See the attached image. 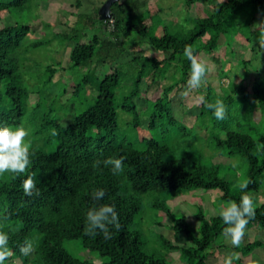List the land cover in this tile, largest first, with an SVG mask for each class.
Returning <instances> with one entry per match:
<instances>
[{
    "label": "trees",
    "instance_id": "obj_1",
    "mask_svg": "<svg viewBox=\"0 0 264 264\" xmlns=\"http://www.w3.org/2000/svg\"><path fill=\"white\" fill-rule=\"evenodd\" d=\"M182 1L187 13L184 22L171 17L159 34H156V27L162 24L158 20L161 9L154 0L115 2L110 18L114 21V29L110 28V19H99L98 7L92 14L95 18L84 15L82 21L86 26L81 28V21L78 25L80 32L75 29L77 31L72 30L71 34L57 33L62 43L72 44L75 39L69 54L71 69L89 68L88 73L71 86L73 111L67 125L58 122L57 110L60 108L54 109L57 102L54 96V99L47 96L50 103L46 107L48 98L39 93L38 102L31 106L33 91L29 90L11 57L22 47L31 27L17 22L0 28V126H27L32 121L36 127L35 136L28 141L30 164L25 171L0 175V231L9 234L12 251L7 263L18 258L22 264H95L90 259L74 258L63 246L66 240H78L84 250L103 259L102 264H167L165 256L156 258L141 250L145 236L133 228L135 215L140 211V196L154 193L162 195L163 200L154 203L153 207L161 209L171 220L175 234V243L162 239L167 253L179 251L180 258L187 264H208L212 249L216 248L215 242L227 226L219 215L207 218L202 205L197 206L200 212L195 215L199 223L196 230L184 215L176 216L168 206L169 198L175 194H191L195 190L218 189L220 200L239 203L242 194L251 196V192H258L264 174V156L257 159L255 143L264 142V71L249 70V60L235 51L232 43L241 48L250 47L252 51L259 46L257 37L264 30V0H210V3L206 2L209 6L213 4L209 10L202 0ZM23 2L25 0H13L8 6L19 8ZM77 4L80 6L79 1ZM4 8V2H0V11ZM133 35L139 37L132 39ZM87 38L89 41L86 42ZM222 41L230 57L231 54L238 56L245 72L242 77L228 80V94L219 97L209 83L208 65L210 60L220 64L232 61V58L214 56ZM143 43L168 54V57L136 54L129 59L127 66L134 65L137 70L132 75V88L124 96L121 106L123 111L132 115L131 127H139L141 115L137 102L145 96L146 90L151 89L153 96L148 99L144 113L149 114L146 127L151 132L159 128L186 132V125L175 116L171 94H175L178 88L182 91L188 87L190 61L184 57L183 51L186 46L191 47L193 54L207 68L203 81L207 92L197 115L206 129L207 146L217 152L224 151L228 157L238 154L246 162L247 188L243 193L239 186L233 187L232 182L218 175L219 165L206 162L200 153L190 151L172 160L165 156L171 153L169 147L155 139L143 138L142 144L135 146L117 138L116 90L123 77L121 65L117 62L127 49L140 48ZM45 44L46 41H39L33 46ZM107 64L114 65L104 76H99ZM59 66L62 70L61 64ZM172 69V83L163 86ZM59 70L55 66L47 67L44 85H50ZM92 86H96V92L89 97L88 88ZM66 93L68 91L54 95L57 99ZM86 95L89 99L94 98L86 109L74 115L76 105L79 106L81 98ZM216 99L222 100L226 107L223 120H216L212 110L205 107L206 103ZM160 124L163 126L159 127ZM44 134L50 136L45 139ZM51 145H55V149L47 152L44 147L50 149ZM108 158H123L122 170L113 174L111 166L104 164ZM28 177L33 179L38 194L24 195L22 183ZM96 189L105 191L100 201L91 198ZM200 203H205L204 199ZM105 204L115 205L120 227L108 226L110 239H105L99 230L96 235H86V213ZM255 226L264 229V202L255 205V216L245 228ZM181 234L192 245L187 242L181 245ZM25 240L32 241L35 246L30 257L19 252ZM263 246L262 241H254L234 247L233 256L236 254V257L233 262L241 253L246 256ZM238 261L242 263L241 259Z\"/></svg>",
    "mask_w": 264,
    "mask_h": 264
},
{
    "label": "rangeland",
    "instance_id": "obj_2",
    "mask_svg": "<svg viewBox=\"0 0 264 264\" xmlns=\"http://www.w3.org/2000/svg\"><path fill=\"white\" fill-rule=\"evenodd\" d=\"M78 1L80 6L77 4ZM105 1L106 0H25L19 8H15L13 6H8V3H13V0H0V2H4L5 4V8L0 11V28L7 25H15L17 22L20 25L24 24L31 27L22 47L11 56L19 67L22 74L21 76L26 81L29 90L31 88L33 91V93H31L30 104L32 107L36 105L39 100V93L44 94V97L48 98L46 107H49L50 103L49 97L47 96L52 97V99L55 97L54 100L57 102L54 109H57V107L60 108L57 110L59 116L58 122L62 125H67L72 118L73 101L70 95L71 86H73L84 74L88 73L89 68L81 67L80 69V67H78L71 69L69 54L72 47L71 45H74L75 39L71 42L72 44L62 43L57 33L65 32L71 34L72 30L75 32L77 31L75 29H78L80 32V26L78 27V25L82 19H84V15L90 14V18H95V14L92 15L94 13V7L92 8L91 4L93 3L96 9L101 7ZM208 1L210 0H202V4L209 10L213 4L209 6L208 3L210 2ZM214 1L215 0H213V2ZM154 2V4H158L159 9H161L160 19L158 20L159 24L162 23L157 25L156 34H159L164 25L169 24L167 23L168 21H163L164 18L168 16L169 10H166V8L168 9L169 6L172 5V10L179 13L177 18H179L181 22H184V19L187 17L186 10L182 6V0H174L172 4H170L168 0H154ZM90 8H92V10ZM168 17L170 18V16ZM80 25L81 28L86 26L83 21ZM88 32L91 31L88 30ZM107 37L109 36L107 35ZM131 37L134 39L139 36L133 35ZM39 41H46L47 44L34 47L33 44ZM85 41H89V38L85 39ZM224 44V41L220 42L214 56L220 59L224 57L229 59L232 58V61H229V64H220L219 62L217 63L214 60H210L208 65V72L210 73L209 83L219 97L228 94V80H233V77L236 76L242 77L245 72L242 62L238 61V56L236 54H231L232 57H230V52L226 50ZM232 45L234 50H238V53H240L245 60H249V70L252 69L254 72L264 71V50L259 46L252 51L250 47L241 48L237 43H232ZM127 46L130 47V43H128ZM138 48H129L122 56L119 54L120 56L117 62L120 63L121 72L123 73L122 84L116 90V106L118 111L117 138L132 143L135 146H140L143 138L155 139L161 144L169 147L171 153L165 156L172 160L190 151H194L196 154L200 153L203 155L206 162H214L215 165L220 166L218 175L232 182L233 187H237L240 183L246 182L247 164L240 155L234 154L228 157L224 151L217 152L209 147L211 151H214L213 153L207 146L209 142L206 141V129L202 126V123L199 122L197 117L199 114V106L207 92L206 85L203 82L200 88L192 89L188 86L182 91L178 88L175 94L174 92L171 94V96L174 97L175 116L181 121V124L186 125V132L181 133L175 130L167 131L164 128H159L157 131L151 132V130L146 127L149 114L145 115L144 113H146L148 99L153 96V90L151 89L146 90L145 93L142 92L145 95V99L143 97L137 102L138 111L141 115L139 127L136 129L131 127L132 115L123 111L121 106L124 96L127 95L132 88L134 79L132 75L135 74L137 70L134 65L127 66V63L130 61L129 59L136 54L160 58L168 57V54L156 50L151 45L143 44L139 49ZM59 64H61L62 70H59ZM113 65L107 64L101 70L100 75L98 74V70H95V74L102 77L105 73L110 71ZM49 66L58 67L59 71L55 74L53 82L46 86L44 85V81H46V68ZM173 71L174 69L168 72L167 78L163 81V86L172 83L171 77ZM130 72L132 74H130ZM221 76L225 77L223 78ZM63 91H68V93L56 99L57 95L54 94H61ZM88 92L89 97H91L93 92H96V86L89 87ZM89 97L86 95L81 98V103L79 102L80 105H76L73 113L74 115L79 114L87 108L88 103L94 98L89 99ZM43 102L45 103V101ZM61 105L62 107H60ZM29 119L30 115L28 116V120ZM162 126V124L159 125V127ZM24 128L28 132V135L25 137V142L28 143V141H32L31 139L35 136L36 127L31 121L30 125L24 126ZM49 136L50 134H44L45 139ZM55 145H51L50 149L48 146L44 148L47 152H53ZM4 175H6V173ZM261 180L262 185L258 192H251L255 205H260L264 202V174ZM220 195L221 193L218 189L210 191L195 190L191 194L183 195L175 194L169 198L168 206L177 217L184 215L188 223L198 230L199 223L195 215H197L200 210L197 206L200 207L203 205V212L207 218L219 215V210L226 207L228 204V202L220 200ZM192 196L193 200L191 199ZM140 199V211L135 215L133 228L140 230L145 236V241L141 244V250L152 257L157 258L161 255L165 256L167 258V264H187L180 258L179 251L167 253L166 246L162 242L164 238L175 243V234L174 230L171 228V220L161 209L153 207L154 203L163 200V196L147 193L140 196ZM202 199H204L205 203H200ZM197 203L200 204L197 205ZM254 241H262L264 243V229L256 226L245 228V235L240 245ZM186 242L185 235H179V243L184 245ZM187 244L192 245V242H187ZM215 244L216 248L214 246V248L212 247L213 249L211 248L212 252L208 257V264H224L226 258L233 256L234 246L231 244L230 238L225 232L216 240ZM63 246L74 258L90 259L92 262H95V264H102V261H104L98 257V255L93 253L90 254L88 251L84 250L81 242L78 240H66ZM233 257H236V254ZM238 259H241V264H264V246L252 250V252L246 256H243L241 253L238 255L237 260H234L233 264H240ZM5 264H22V262L20 259L15 258L9 261V263L5 262Z\"/></svg>",
    "mask_w": 264,
    "mask_h": 264
},
{
    "label": "clouds",
    "instance_id": "obj_3",
    "mask_svg": "<svg viewBox=\"0 0 264 264\" xmlns=\"http://www.w3.org/2000/svg\"><path fill=\"white\" fill-rule=\"evenodd\" d=\"M259 47L264 50V30H261L257 37ZM184 57L190 61V74L187 80V85L192 88H200L206 77V64L198 60L193 54L191 47L186 46L183 51ZM205 107L212 110V114L216 120H223L226 115V107L222 100L216 99L212 103H206ZM28 135L27 130L23 125L15 127L0 126V175L5 173L21 174L30 164L29 159V144L25 142V137ZM255 151L257 159L264 156V142L255 143ZM105 166H111V172L116 174L122 170L123 158L113 159L108 158L104 161ZM240 189L247 188V182L240 183ZM22 189L25 196H32L35 192L39 193L36 185L31 177L25 179L22 183ZM105 196L103 189H96L91 193V198L100 201ZM219 216L223 223L227 226L224 232L230 238V242L234 247H239L242 238L245 235V227L248 221L255 216V204L250 195L242 194L239 203L228 202L226 207L219 210ZM111 225L119 228L118 213L115 210V205H101L98 208L90 209L86 213V235H96L97 230L105 239H110L111 234L108 226ZM35 250L34 243L25 240L23 245L19 247V252L22 256L30 257ZM12 255L9 247V234L0 231V264H5ZM235 257H228L224 264H233Z\"/></svg>",
    "mask_w": 264,
    "mask_h": 264
},
{
    "label": "water",
    "instance_id": "obj_4",
    "mask_svg": "<svg viewBox=\"0 0 264 264\" xmlns=\"http://www.w3.org/2000/svg\"><path fill=\"white\" fill-rule=\"evenodd\" d=\"M118 0H106L98 11L99 19L104 21L112 18V5Z\"/></svg>",
    "mask_w": 264,
    "mask_h": 264
},
{
    "label": "crops",
    "instance_id": "obj_5",
    "mask_svg": "<svg viewBox=\"0 0 264 264\" xmlns=\"http://www.w3.org/2000/svg\"><path fill=\"white\" fill-rule=\"evenodd\" d=\"M174 0H168V2L170 3V4H172V2H173ZM91 7L93 8V11H94V9H95V6H94V4L92 3L91 4ZM92 8H90L91 10H92ZM166 8V7H165ZM164 8V9H165ZM174 8V7H173ZM166 10H169V13H168V16H170V18L171 17H174V18H176V19H178L177 17H178V15H179V13L178 12H175V11H173L172 10V5L171 6H169V8L167 9L166 8ZM167 16V18H164V21H169L170 20V18ZM143 44H145V43H143ZM143 44H141V46L143 45ZM147 45V44H146Z\"/></svg>",
    "mask_w": 264,
    "mask_h": 264
},
{
    "label": "built area",
    "instance_id": "obj_6",
    "mask_svg": "<svg viewBox=\"0 0 264 264\" xmlns=\"http://www.w3.org/2000/svg\"><path fill=\"white\" fill-rule=\"evenodd\" d=\"M113 23H114V21L112 20V19H110V28H112V29H114V26H113Z\"/></svg>",
    "mask_w": 264,
    "mask_h": 264
}]
</instances>
